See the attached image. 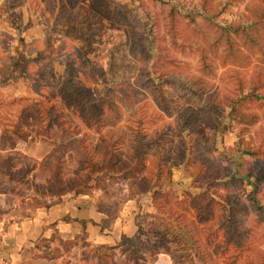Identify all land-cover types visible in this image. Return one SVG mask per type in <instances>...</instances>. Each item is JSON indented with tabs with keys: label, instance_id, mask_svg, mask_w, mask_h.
Here are the masks:
<instances>
[{
	"label": "rangeland",
	"instance_id": "1",
	"mask_svg": "<svg viewBox=\"0 0 264 264\" xmlns=\"http://www.w3.org/2000/svg\"><path fill=\"white\" fill-rule=\"evenodd\" d=\"M262 8L264 0H0V146L13 132L26 136L16 143L21 151L0 150V241L9 217L61 198L50 195L55 177L66 194L77 181L94 186L88 193L106 206V229L117 217L127 227L128 220L160 216L153 196L156 206L182 213L179 221H191L198 234V254L162 228L175 235L184 264H264ZM219 26L234 28L232 54L217 39ZM245 26L258 42L252 50L242 38ZM67 82L89 101L107 100L96 108L100 126L63 96ZM256 82L262 84L251 88ZM158 88L168 103L164 112ZM192 89L220 109L197 103ZM139 142L142 170L126 176L121 169L136 162ZM107 155L110 169L90 172ZM167 192L179 199L205 192L206 222L189 198L177 207ZM228 214L238 248L226 242ZM25 249L31 253L15 264L79 259L76 248L64 254L40 239Z\"/></svg>",
	"mask_w": 264,
	"mask_h": 264
},
{
	"label": "trees",
	"instance_id": "2",
	"mask_svg": "<svg viewBox=\"0 0 264 264\" xmlns=\"http://www.w3.org/2000/svg\"><path fill=\"white\" fill-rule=\"evenodd\" d=\"M262 9H263L262 13L264 14V8ZM255 24L256 21L252 22L251 26H255ZM230 31L233 32L234 28H232V30H229L223 26H219L217 39H223V42L226 47V51L229 54H232L234 49H233V41L230 35ZM242 38L246 40L245 45L250 50H252L253 46L258 43L255 40L256 38L251 33L246 31V26L244 27V35ZM262 53L263 51L261 52V54ZM255 81H257V79H255ZM261 84L262 83L260 82H256L251 84L250 87L256 89ZM238 86L239 88H241L242 86V80L240 79L238 80ZM156 93H157L158 104L161 107L162 111L164 112L166 111L168 105L165 93L160 88L156 90ZM189 95L196 96L197 103H205V101H207L209 105H211L213 108L217 110H219L220 109L219 107H221V104L213 103L212 98L206 99L203 91H201L200 89L198 90L192 89ZM214 95L212 96L213 98ZM63 96L68 101H71V103H74L77 109L79 111H82L86 115L87 118H85V120L87 123H89L94 127H97L96 125L100 126V123L102 124V118L98 114L96 108H99V105L101 104L104 105L105 103H108L105 98H98L93 101H89L84 96L81 95L80 91L77 89L76 85L73 82H67L65 84ZM231 101H232L231 107L237 114L238 105L240 104V98ZM245 119L246 117L242 115L240 116L239 121L241 122L244 121ZM8 139H9V144L0 146V150L14 149L16 143L19 140H26V136H23L22 134L17 132H13L12 136H10V138ZM141 145H143V143L139 142L133 151V159L136 160V162L133 163V165H128L126 167H123V169H121L124 170L125 173L128 172L129 170L131 171L132 168L133 169L138 168L139 169L138 171L141 172L142 169H140L141 167L140 164L138 163V159L141 155ZM110 150H111L110 146H107V151L110 152ZM86 166H90V162L89 163L86 162L83 168H85ZM110 167H111L110 160H109V156L107 155L102 165L91 163L90 172L108 171ZM160 170L161 169L159 168L157 179H160V175L162 174V170L161 171ZM125 175L127 176L128 174L126 173ZM56 179L58 183L55 184L53 183L54 189L53 192H50V195H54L60 198L63 194L66 193V190L63 191L59 188V185L61 184V182H59V178H55V177H53V179L49 178L48 182H52L51 180H53L54 182L56 181ZM93 187L94 186L88 183L77 181L76 183H74V185L70 187V190H74L75 195L86 194L90 190H92ZM210 187H213V185H210ZM169 194L167 192L164 195L166 197L174 196L175 197L174 204L177 207H180L182 202L186 201V198H189L188 204L189 206L191 205L193 207L191 208L190 206V208L196 212L197 219H200L199 221L201 223L206 222L208 216V215L206 216V214H208L207 206L209 203L207 202V199H205V201H201L204 196H207L205 192L198 193L197 195H190V194L186 195V193H184L181 196V199H179V197H177L171 192ZM152 199L155 209L159 211L161 215L155 216V214H150L146 218H143L140 221L136 222L135 225L137 229L135 234H133L132 236L121 235L120 240L114 245L99 244L94 246L90 242L84 239V235H80L81 236L80 238H82L81 243H78L75 239H61L57 234L56 235L52 234L50 238L46 240L48 243L56 244V246L59 248L61 253L64 254H69L71 250L76 248L79 252V259L77 264H149L153 262L157 257V255L161 253L168 255L172 264H184V262L178 257V253L175 250L179 246V244L173 242L175 239V235L170 236L168 232L164 231L162 226L170 230L172 229L173 231H175V233L179 234L182 238H184L186 246L192 249L191 253L198 254V247H199L197 244L198 234L195 232L196 229L194 227V224L191 221L190 222L179 221L181 220V218L185 217L182 213L172 211L170 210V208L165 210L163 207H160L158 205L156 206L155 205L156 201H154L155 196H153ZM59 200L60 199H58L56 202H58ZM149 217L151 218L149 219ZM157 217L159 218L158 220H160L162 223L161 226L158 222H156ZM226 219L227 220L225 221V223L228 222V226L227 228H225L227 233L226 242L229 244V246H234L238 248L240 244L239 242L240 240H236L235 238L230 237V234L232 233L231 231H234L233 229L234 224L231 222L232 217L229 216L228 214ZM220 223L218 222L216 226L215 224L208 226L207 227L208 233L215 234L216 231L220 229ZM230 223L232 224V228ZM141 235H144V239L140 237ZM159 237L160 239H158ZM197 258L199 257L197 256Z\"/></svg>",
	"mask_w": 264,
	"mask_h": 264
},
{
	"label": "crops",
	"instance_id": "3",
	"mask_svg": "<svg viewBox=\"0 0 264 264\" xmlns=\"http://www.w3.org/2000/svg\"><path fill=\"white\" fill-rule=\"evenodd\" d=\"M17 145L15 150H19ZM97 201L89 193L75 195L73 191L62 195L58 202L48 206L38 205L17 219L15 216L9 217L0 241V264L17 263L26 251L25 247L31 248L39 239L47 242L46 239L52 234H57L61 239H75L77 242L80 235H84V239L94 246L114 245L121 235L135 234L133 219L127 221L126 227L118 224L117 217L113 227L106 229L104 223L108 218L107 208ZM26 253H31V250ZM167 262L171 263L169 256L161 253L149 264Z\"/></svg>",
	"mask_w": 264,
	"mask_h": 264
}]
</instances>
